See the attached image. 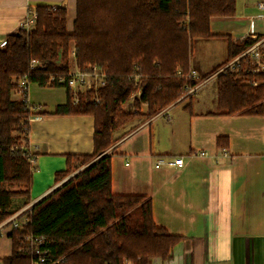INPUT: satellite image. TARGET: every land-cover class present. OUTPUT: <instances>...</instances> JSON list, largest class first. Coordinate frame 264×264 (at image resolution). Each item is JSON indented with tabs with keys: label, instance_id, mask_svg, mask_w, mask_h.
I'll list each match as a JSON object with an SVG mask.
<instances>
[{
	"label": "trees",
	"instance_id": "trees-1",
	"mask_svg": "<svg viewBox=\"0 0 264 264\" xmlns=\"http://www.w3.org/2000/svg\"><path fill=\"white\" fill-rule=\"evenodd\" d=\"M235 5L236 0H76L72 32L66 30L64 8L40 5L33 10L36 17L29 31L7 36L0 48V222L28 205L32 186L34 156L28 133L29 119L36 114L26 93L12 99L20 80L64 88L66 101L52 114L92 116L94 132L92 154L68 155L65 170L55 180L84 168L23 213L28 222L23 232L11 233V255L5 264H31L19 253L22 234L43 237L47 264H149L152 258L169 256L182 237L155 223L150 198L112 193L111 158L104 154L115 143V133L134 118L149 119L185 100L183 109L192 112L186 92L220 68L194 78L192 40L215 37L209 31L210 19L233 17ZM252 43L249 38H228L227 60ZM71 50L78 70L95 68L103 75L97 102L79 95L73 103L66 85ZM32 60L39 66L31 69ZM60 78L64 82H58ZM254 78L217 74L219 111L264 115V88L243 83ZM131 98L126 112L122 107Z\"/></svg>",
	"mask_w": 264,
	"mask_h": 264
},
{
	"label": "crops",
	"instance_id": "crops-1",
	"mask_svg": "<svg viewBox=\"0 0 264 264\" xmlns=\"http://www.w3.org/2000/svg\"><path fill=\"white\" fill-rule=\"evenodd\" d=\"M259 1L236 0L233 17L210 19L215 37L192 40L194 78L226 62L228 38L264 37V21L254 18L261 13ZM75 2L0 0V48L40 5L64 8L66 30L72 32ZM185 95L192 98L191 113L183 109L186 100L180 101L149 119L134 118L115 133V143L104 154L111 158V191L150 198L155 223L182 237L166 259L155 257L149 264H264V115L221 113L215 74ZM13 97L19 99L18 94ZM27 100L36 114L29 119L28 133L34 156L28 205H33L84 168L55 180L68 155L92 154L94 119L52 114L66 101L62 87L29 84ZM218 138L225 140L219 144ZM195 151L205 156L193 157ZM178 157L184 162L181 168L166 163L155 167L158 158L169 162ZM10 252L1 257L9 258Z\"/></svg>",
	"mask_w": 264,
	"mask_h": 264
},
{
	"label": "built area",
	"instance_id": "built-area-1",
	"mask_svg": "<svg viewBox=\"0 0 264 264\" xmlns=\"http://www.w3.org/2000/svg\"><path fill=\"white\" fill-rule=\"evenodd\" d=\"M257 9L261 12L254 16L255 19L264 21V0H260L257 3ZM35 13L29 11L27 17L20 24L19 30L29 31L35 21ZM38 63L34 60L30 63V68H36ZM220 73H230L235 80H241L243 76H255L252 80H246L243 83L251 84L253 87L261 86L264 88V37L254 38L253 43L245 49L242 53L231 60H226L224 64L215 72V75ZM58 82H64V79H58ZM66 85L72 93L73 103L78 101V97L81 91H93V99L97 102V89L104 86L103 75L99 73L95 68H89V71H80L77 68L70 72ZM28 82L24 78L19 81L17 87L18 95L24 93L27 94ZM261 102L264 103V90H262ZM193 157H204V152L195 151L191 154ZM30 162L34 164V158L30 159ZM173 165L181 168L184 166L183 159L181 157L174 158L172 161L166 162L162 158H158L155 162V167H160L162 164ZM31 205L22 207L19 211L0 222V238L4 237L10 243V251L13 242L11 233L14 231L23 232L28 222L27 217L23 213ZM22 241L20 240L19 253L25 254L30 258L31 264H47L46 254L47 251L43 248V237H33L31 235L22 234ZM11 253V252H10ZM11 255V254H10ZM7 258L0 257V264H5L4 260ZM52 262L49 264H55ZM123 264H132L130 261H124Z\"/></svg>",
	"mask_w": 264,
	"mask_h": 264
},
{
	"label": "rangeland",
	"instance_id": "rangeland-1",
	"mask_svg": "<svg viewBox=\"0 0 264 264\" xmlns=\"http://www.w3.org/2000/svg\"><path fill=\"white\" fill-rule=\"evenodd\" d=\"M192 49V48H191ZM72 58L69 56V67H70V70L69 71H73L72 69H74V60H72V61H70ZM215 74V72H213V74L212 75H214ZM191 90V89H190ZM189 91V90H188ZM187 91V92H188ZM87 92V93H86ZM186 92V93H187ZM89 93V91H81L80 92V96H83L84 98H87L88 96H89V98H90V100H93V98H92V96H93V94H91V96L88 94ZM16 94V92L15 91H12V99L13 100H18V99H14V97H13V95H15ZM128 103V102H127ZM125 105H126V103H125ZM125 105H123V110L124 111H129L130 109H128V107L127 106H125ZM131 106V105H130ZM142 108H143V106H141V111H142ZM19 138H20V143H21V141H22V139L24 140V136L23 135H20L19 136ZM24 143V142H23ZM9 252H10V244H9V242H8V240H7V238H4V237H2V238H0V257L1 256H5V255H8L9 254ZM125 261V260H124Z\"/></svg>",
	"mask_w": 264,
	"mask_h": 264
}]
</instances>
